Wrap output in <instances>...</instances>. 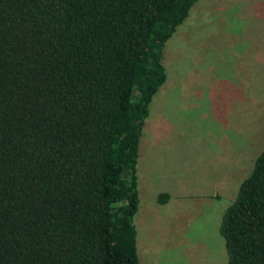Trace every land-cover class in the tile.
Segmentation results:
<instances>
[{
  "label": "trees",
  "instance_id": "trees-1",
  "mask_svg": "<svg viewBox=\"0 0 264 264\" xmlns=\"http://www.w3.org/2000/svg\"><path fill=\"white\" fill-rule=\"evenodd\" d=\"M195 1L0 0V264H138L141 131ZM217 232L264 264V147Z\"/></svg>",
  "mask_w": 264,
  "mask_h": 264
},
{
  "label": "rangeland",
  "instance_id": "rangeland-1",
  "mask_svg": "<svg viewBox=\"0 0 264 264\" xmlns=\"http://www.w3.org/2000/svg\"><path fill=\"white\" fill-rule=\"evenodd\" d=\"M161 64L136 163L138 264H226L217 227L264 147V0H196Z\"/></svg>",
  "mask_w": 264,
  "mask_h": 264
},
{
  "label": "crops",
  "instance_id": "crops-1",
  "mask_svg": "<svg viewBox=\"0 0 264 264\" xmlns=\"http://www.w3.org/2000/svg\"><path fill=\"white\" fill-rule=\"evenodd\" d=\"M146 155H147V153H146ZM145 159L148 160V156L147 157L145 156ZM157 160H160V157H157ZM148 180H151L150 175L147 176V181ZM147 191L149 192L150 190L147 189Z\"/></svg>",
  "mask_w": 264,
  "mask_h": 264
}]
</instances>
